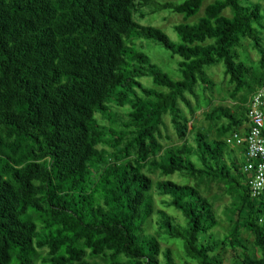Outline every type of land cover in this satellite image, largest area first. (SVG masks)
<instances>
[{
  "label": "trees",
  "instance_id": "1",
  "mask_svg": "<svg viewBox=\"0 0 264 264\" xmlns=\"http://www.w3.org/2000/svg\"><path fill=\"white\" fill-rule=\"evenodd\" d=\"M249 2L0 0V264H177L161 243L178 241L180 264H225L228 248L241 250L230 264H264V194L250 196L226 143L264 85V12ZM161 12L182 16L176 40L149 25ZM246 41L255 66L241 58ZM217 67L230 106L213 104ZM203 107L209 128L190 130ZM175 174L233 193L229 234L215 236L213 206Z\"/></svg>",
  "mask_w": 264,
  "mask_h": 264
},
{
  "label": "rangeland",
  "instance_id": "2",
  "mask_svg": "<svg viewBox=\"0 0 264 264\" xmlns=\"http://www.w3.org/2000/svg\"><path fill=\"white\" fill-rule=\"evenodd\" d=\"M157 2L163 3V2H180L182 0H155ZM212 1L205 2L203 5V9ZM251 4H260L262 7V12H264V0H250L249 3H245L244 5H251ZM203 9L200 11L197 17L191 18L187 21L189 24H193L197 22V18L201 17L203 15ZM224 15L227 17L231 16V12L229 10H226L224 12ZM148 19L143 21V23H147ZM182 16H177L173 14H168L166 12L158 13L155 16L149 17V25L156 26L163 30L166 34H168L170 37H172L174 40H176V36L173 34L171 27L176 24L183 23ZM263 27H264V20L262 21ZM261 45L264 47V28L261 30ZM146 52L152 57L153 61L157 63L160 68L168 73L171 76L177 75V60L169 59V54L164 49L159 48L158 46L152 45L149 46L146 49ZM241 58L245 60L249 65L255 66L256 63L259 60V54L257 50H253L248 42H244V50L240 49ZM209 76L212 78L213 82L216 84V87L213 91V104L214 105H225L230 106L231 100L229 97V88L224 85L221 87L222 82V69L221 67H217L214 69H210L208 71ZM212 95V94H210ZM207 108H202L199 110L195 116L194 121L190 124V130L192 124L196 126L198 129H204L206 130L209 128V123H206L203 118V113L206 111ZM170 138L173 142V145H180L181 142L177 140V138L170 132L169 133ZM209 135L213 138L216 133L215 130H211L209 132ZM170 142H168L169 144ZM232 158L239 159L240 163H244V158L242 156L241 150H233V153L230 154ZM178 174L173 175L171 177V181L177 183V184H183L186 183L188 185H191L195 188H198V190L201 192V194L206 197L211 205L213 206V209L215 211L216 218L219 222L218 227L214 229V234L216 237L223 238V236L229 234L232 230L233 223L231 222V218H233V213L231 210L234 209V201H233V193L225 192L224 185L218 182L214 181H196L194 179H186L185 181L177 177ZM157 207L159 206V203H156ZM169 213L175 216L176 218L181 219L184 222L183 216L175 211L174 209H169ZM155 226L150 223L148 225V232L151 234H154L156 236V230ZM240 240L249 248V252L255 256L259 257V251L254 247L253 245V236L245 231L244 229L240 232ZM179 242V241H178ZM176 242H162L161 245L163 247H168L172 250L174 253V258L176 260L177 264H180L181 259L183 258V251L181 248V243ZM241 250H238L236 253H234L231 248H228L227 253L224 254L225 258V264H230L232 258L235 257L236 254H240Z\"/></svg>",
  "mask_w": 264,
  "mask_h": 264
},
{
  "label": "built area",
  "instance_id": "3",
  "mask_svg": "<svg viewBox=\"0 0 264 264\" xmlns=\"http://www.w3.org/2000/svg\"><path fill=\"white\" fill-rule=\"evenodd\" d=\"M245 135L232 133L226 143L232 148H244L243 172L247 175L250 196L264 194V85L249 98Z\"/></svg>",
  "mask_w": 264,
  "mask_h": 264
},
{
  "label": "crops",
  "instance_id": "4",
  "mask_svg": "<svg viewBox=\"0 0 264 264\" xmlns=\"http://www.w3.org/2000/svg\"><path fill=\"white\" fill-rule=\"evenodd\" d=\"M246 128H247V124H245L240 130H238L237 132L238 133H240L241 135H245V131H246ZM233 149H235V150H241V152H242V156H243V158H244V155H245V153H244V148L243 147H241V148H233ZM244 160H245V158H244Z\"/></svg>",
  "mask_w": 264,
  "mask_h": 264
}]
</instances>
